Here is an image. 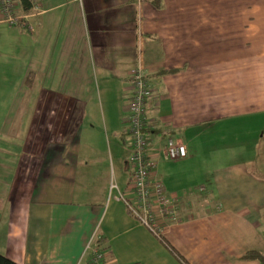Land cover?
I'll use <instances>...</instances> for the list:
<instances>
[{
    "label": "crops",
    "instance_id": "0c3cea01",
    "mask_svg": "<svg viewBox=\"0 0 264 264\" xmlns=\"http://www.w3.org/2000/svg\"><path fill=\"white\" fill-rule=\"evenodd\" d=\"M33 1L31 31L0 21V64L12 47L29 60L19 85L0 82V252L22 264H92L94 249L100 264H264L244 257L264 252V0ZM138 63L151 143L168 135L187 151L151 173L188 202L163 224L167 243L108 195L111 180L133 194ZM204 179L203 201L170 185Z\"/></svg>",
    "mask_w": 264,
    "mask_h": 264
},
{
    "label": "built area",
    "instance_id": "2783aa9c",
    "mask_svg": "<svg viewBox=\"0 0 264 264\" xmlns=\"http://www.w3.org/2000/svg\"><path fill=\"white\" fill-rule=\"evenodd\" d=\"M18 8L23 10L20 2L16 4L14 0H0V12L4 20H18L19 24L27 25L26 27L32 30L34 27L31 21L26 20L29 14L23 12L18 15L15 14ZM132 85L131 113L129 112V133L131 137L129 160L132 168L128 187L133 194L131 197H127L120 193L117 190L116 182L111 180L108 195L123 200L132 216L164 242L163 224L168 222L172 224L180 219L182 204L180 203V197L174 195L173 190L166 188L162 178L151 176V173L154 170V163H158L159 160L184 158L187 155L186 145L181 140L168 135L164 136L163 142L158 145L151 143L145 108L146 95L151 89V84L144 71L139 67L133 73ZM200 184H203L202 192L207 193L205 197L207 198L214 184L211 180H205L194 184V187ZM185 204H188V202ZM101 257L102 254L99 250L94 249L91 256L92 264H100Z\"/></svg>",
    "mask_w": 264,
    "mask_h": 264
},
{
    "label": "rangeland",
    "instance_id": "374dc122",
    "mask_svg": "<svg viewBox=\"0 0 264 264\" xmlns=\"http://www.w3.org/2000/svg\"><path fill=\"white\" fill-rule=\"evenodd\" d=\"M19 1L20 0H14V2L16 4H18ZM30 3H31V8L34 10L35 9V3H34V1L31 0ZM22 12L29 14V17H27V19H26L27 21L30 20L31 16H33V15L36 14L34 12L31 13V12H27V11H24V10H18L15 14L18 15V14H21ZM2 17L3 16H1V12H0V21H4L5 23H7V24H9L11 26H15L17 28H20L22 30L31 31V29H28L26 27L27 25L19 24L18 23V20L17 21H10L8 19L4 20ZM10 22H12V23H10ZM24 33H27V32H24ZM24 36H26V35H24ZM28 40H30V38H28ZM18 42H19V40H18ZM19 44L20 45H25V46L29 47V41L25 42L22 38H20V43ZM2 50H3V54H4L5 60H4V62H1V64H0V82H1V86L4 85L6 91H10V90H12L14 88V86L20 84V79H21V76H22V73H23V70L22 69H24V67H20L19 66V63L20 64H24V62L25 63H29V60L27 59V57H24V61L21 60L20 57H22L24 54L20 50L16 52L17 54H15L14 47L7 48V49H2ZM138 67L141 68L142 71H144L145 74H147L146 69H145L143 63H138L136 65V67L134 68V70L131 72V75H130L131 76V80L133 78L134 71ZM33 79H34V76H33ZM31 85L28 86L25 83H23L22 88H24V90H30ZM110 89L111 88H109V86H107V84H105V83L102 84V103H103L104 106L109 105V104H112L113 105V103H111V102L110 103H107V102L110 101V99H108V97H107V94H109V92H110V91L108 92V90H110ZM112 92L114 94V85L112 87ZM20 101L26 102L27 99H23V100H20ZM128 112L131 113V108L130 107L128 109ZM129 135H130V133H129ZM129 141L131 143V137H129ZM214 142H219V141L218 140H214ZM234 149H236V148H232V150H234ZM205 155H206V159L210 161V164L208 162H206L204 164L205 166L206 165H209V166H212V165L217 166L219 164V162H216V161H219V159L222 157V154L221 153H218V152L215 153L213 157L208 156L207 154H205ZM171 160L179 161V159H175V158H171ZM195 161L196 160H194V162ZM175 163H177V162L172 161V166H173V168H175L176 171H178V169H179L178 166L179 165H181V166L184 165L185 168L188 167V166H191L190 164H188L186 162L185 163H181V164H179V163L178 164H175ZM154 164H155L154 165V170H156L157 167H158V163L155 162ZM129 166H130V168H132V164L131 163H129ZM188 174H191V175L194 176L195 171H189ZM170 185L174 186V188L173 187H169V188H173L175 191L180 190L183 187V189H184V194L183 195H186L189 190L194 191V195H196V197H199V195H201L202 198H205L206 195H207V193L202 192L203 184H200L199 186H195V187H194V184L193 183H189V184H186V185H183V186H176V184H170ZM196 187H198V188L196 189Z\"/></svg>",
    "mask_w": 264,
    "mask_h": 264
},
{
    "label": "trees",
    "instance_id": "16d2710c",
    "mask_svg": "<svg viewBox=\"0 0 264 264\" xmlns=\"http://www.w3.org/2000/svg\"><path fill=\"white\" fill-rule=\"evenodd\" d=\"M22 4L23 9L28 10L31 7V0H20L19 1ZM150 2L155 5L156 7H159L162 4V0H150ZM33 76H34V71L33 70H27V72L25 73L24 77H23V83H25L26 85L30 86L33 82ZM146 76H148L146 74ZM204 180H200V181H196L193 184H197L198 182L201 181H205ZM198 187H196L197 189ZM197 191V190H196ZM188 192H194V191H188ZM179 197L182 198V195H180ZM181 198H180V203L182 205L185 204V200L184 202H181ZM199 199L200 200H204L205 198H202L201 195H199ZM183 200V199H182ZM188 201V200H187ZM164 242L167 243L166 238H164ZM244 257L246 258H257L259 259L261 262L264 263V252L260 251V250H248L245 254ZM0 264H22L18 261H16L15 259L11 258L10 256L0 252Z\"/></svg>",
    "mask_w": 264,
    "mask_h": 264
}]
</instances>
